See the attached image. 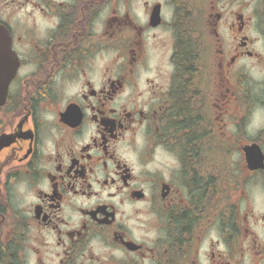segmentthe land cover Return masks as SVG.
Here are the masks:
<instances>
[{
    "label": "flooded vegetation",
    "instance_id": "1",
    "mask_svg": "<svg viewBox=\"0 0 264 264\" xmlns=\"http://www.w3.org/2000/svg\"><path fill=\"white\" fill-rule=\"evenodd\" d=\"M0 25V264H264V169L227 135L264 110V0H0Z\"/></svg>",
    "mask_w": 264,
    "mask_h": 264
},
{
    "label": "water",
    "instance_id": "2",
    "mask_svg": "<svg viewBox=\"0 0 264 264\" xmlns=\"http://www.w3.org/2000/svg\"><path fill=\"white\" fill-rule=\"evenodd\" d=\"M13 54L10 49V37L6 29L0 25V90L5 93L10 79L13 77L17 68V63L10 56ZM5 56L6 58H3ZM6 63H3V61ZM241 151L244 161L249 171L264 168V152L256 142L242 145Z\"/></svg>",
    "mask_w": 264,
    "mask_h": 264
},
{
    "label": "rangeland",
    "instance_id": "3",
    "mask_svg": "<svg viewBox=\"0 0 264 264\" xmlns=\"http://www.w3.org/2000/svg\"><path fill=\"white\" fill-rule=\"evenodd\" d=\"M250 76L254 77V78H258V72L257 70H252L250 71ZM250 85L255 89L257 88V83L255 80H250L249 81ZM249 121L250 124L247 127V131H248V136L250 137H254L256 136V134L264 128V110L262 108H259L257 106H254L251 109V112L249 114ZM234 126H228L227 128V135H231L233 136L234 134ZM263 151H264V145H262ZM231 157H234L235 160L237 162H239L240 157L242 156L241 153L239 152V150H234L231 152L230 154ZM261 181H256L254 183V185H249L248 186V195L249 197L252 196L254 199V201H252V207H253V211L256 214H259L263 209H262V203H261V198L260 195L258 194L260 192V190L262 189V186L260 185Z\"/></svg>",
    "mask_w": 264,
    "mask_h": 264
},
{
    "label": "trees",
    "instance_id": "4",
    "mask_svg": "<svg viewBox=\"0 0 264 264\" xmlns=\"http://www.w3.org/2000/svg\"><path fill=\"white\" fill-rule=\"evenodd\" d=\"M264 137V130H261L256 137H250L245 132H240L239 134H233V139L236 138L237 140H240L241 142H249V141H256L260 142V138ZM203 139V138H202ZM215 149H214V155L216 159L223 158L227 156L226 151L228 150L226 147L223 146V143H220V137L218 135V132L215 133ZM221 144V145H220ZM236 148L235 146H232L230 149V153L234 151ZM200 155L202 156V151H204V148H200ZM206 155V154H205ZM234 166L232 165V172H234ZM250 179V177L248 178Z\"/></svg>",
    "mask_w": 264,
    "mask_h": 264
}]
</instances>
